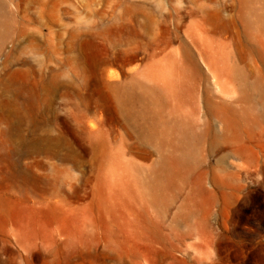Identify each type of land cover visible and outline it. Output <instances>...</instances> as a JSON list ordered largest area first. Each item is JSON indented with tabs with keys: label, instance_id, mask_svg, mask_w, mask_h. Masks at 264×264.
<instances>
[{
	"label": "rangeland",
	"instance_id": "rangeland-1",
	"mask_svg": "<svg viewBox=\"0 0 264 264\" xmlns=\"http://www.w3.org/2000/svg\"><path fill=\"white\" fill-rule=\"evenodd\" d=\"M0 264H264V0H0Z\"/></svg>",
	"mask_w": 264,
	"mask_h": 264
}]
</instances>
